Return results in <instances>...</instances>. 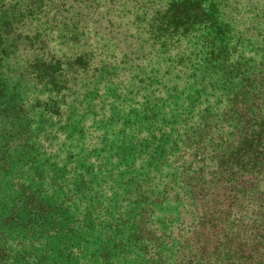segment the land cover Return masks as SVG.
<instances>
[{
	"label": "trees",
	"instance_id": "trees-1",
	"mask_svg": "<svg viewBox=\"0 0 264 264\" xmlns=\"http://www.w3.org/2000/svg\"><path fill=\"white\" fill-rule=\"evenodd\" d=\"M224 2L0 0V264H264V26ZM190 82L196 99L157 120ZM149 89L146 134L64 159L65 133L97 132ZM109 180L132 195L120 215L99 209Z\"/></svg>",
	"mask_w": 264,
	"mask_h": 264
},
{
	"label": "rangeland",
	"instance_id": "rangeland-1",
	"mask_svg": "<svg viewBox=\"0 0 264 264\" xmlns=\"http://www.w3.org/2000/svg\"><path fill=\"white\" fill-rule=\"evenodd\" d=\"M224 4L226 5L227 9H232L236 10V14H235V18H237V20L239 22L243 21L244 19H246V17L251 16L252 14H257L260 19L259 22L264 26V15L262 14V12H264V0H225ZM87 5V2H85L83 4ZM256 8H259L258 10H256ZM252 9H254V11H251ZM256 10V11H255ZM121 24L122 26L120 28H118L117 31H119V33H117V41L116 43L120 44V46L125 45L127 42L124 41L126 34L130 31L133 32L132 26H131V19H119L117 21V25ZM46 25V24H44ZM262 26V27H263ZM106 27V23L102 25V31L106 32L108 31V28ZM115 29V28H114ZM71 35L68 36V38H70ZM66 37H62L59 39V44L58 46H62L64 49L69 48L70 45L69 43H71L72 41H69V39ZM147 39V37H145V40ZM63 43V44H61ZM182 48V47H181ZM183 49V48H182ZM249 51V56L253 55L254 53L257 52H261V50H258L257 48H253V47H249L248 48ZM140 61V60H139ZM101 67V66H100ZM177 72H175L176 74ZM174 74V75H175ZM191 82L190 83H185L184 86L179 87V90L176 91V94H181V92L183 91L184 87H186L187 89H191L188 90L187 93H185V95H181L179 97L174 96L171 97L169 94L165 95V98L162 100L163 103H166V105L168 106L167 109H165V111L163 113H158L157 115V120H161V118L163 117V115H167V113H170V109H173L175 105H178L179 108L182 106H185V104H189L192 100H195L196 97H194V93L195 90L192 88L191 86ZM154 86L151 87V89L156 88L157 84H153ZM98 87L102 90L99 91V100L103 101L105 100L106 102H111L112 100H115L114 98L111 99L107 97V95L103 92H105V83L103 84H99ZM108 87H112L110 85H108ZM149 89L146 92H143L141 94L138 95H134V93L132 95H130V97H132V101L128 100V101H123V100H117V105L120 109V111L118 113H115V117H113L111 120H108V118L103 117V119H105V123L102 124L103 127L98 130L97 132L94 131L93 127H89L87 130V133H81L83 134V136L78 135V134H74L70 137H66L67 133H65L62 137V141L65 143L64 149H65V153H64V159L67 156H71L74 163H81L83 162L87 156L90 155H94L96 157L97 154H99L100 150L107 146L108 148L110 147H117L119 145L118 141L124 136V135H128V134H134L137 130H143V133L146 134L147 130L149 129L148 126L149 124H151V120H148V116L150 114L147 115L148 112L146 111H142V104H146L149 102V100L151 101H158L159 97L154 100L155 96H148L147 93H149V91L151 90ZM126 92L128 90L124 89ZM188 93H191V95L193 96V98H191V100H187L188 98ZM172 94V93H171ZM135 97V98H134ZM202 99H199L195 102V104L201 106V102ZM154 103V102H153ZM152 103H149V105ZM139 111V112H143L141 116H139V119H136L135 116V112ZM113 115V114H112ZM144 120V121H141ZM141 123H144L143 126H140ZM159 123V122H158ZM107 124V126H106ZM125 124V126H124ZM159 125V124H158ZM125 127L126 129V133H121L120 129L122 127ZM132 131H134V133H132ZM230 129L228 127H224V129H222L220 131V133H214L213 137H215L216 142H218V139H220L218 136L223 135V139L226 140L227 138V133H229ZM151 134V133H150ZM117 149V148H116ZM111 153V152H109ZM108 152H105L104 155L109 154ZM188 157V155L186 156ZM185 158H182L178 163H176L174 165L173 168H175V171L177 173V175L179 176L181 172L184 171V174L186 173L185 170L182 168L183 167V163L184 161H186ZM200 160V159H199ZM91 161H94L93 158H91ZM139 163V162H138ZM197 165H199L200 167L203 166L202 162H199ZM96 170L93 172V174H99V178H104L105 175V171L104 170H100L97 166V164L95 165ZM198 167V166H197ZM18 172V170H17ZM203 172V176L204 177H208V175L210 174V168H209V163L207 162L206 166L202 169ZM165 173V172H164ZM182 173L183 177L184 175ZM107 176V175H105ZM91 178H93V176H90ZM130 177V176H129ZM103 187L105 188L104 192L106 193V198L105 201L102 205H100L98 208L101 209L102 211H104L107 206H111L112 208L116 207L119 208L120 206H122L121 210H119L116 214L120 215V211H124V210H129V208L131 207L130 204L133 205L132 201H131V197H126L127 193L125 191L119 190V184L117 182H113V181H108L107 183L103 184ZM101 189V188H100ZM118 192L120 193V199H119V203L118 205H116V202L114 201H110L113 199L114 193ZM10 194V193H9ZM180 195L181 198H183V200L187 201V199L189 198L188 195V189L186 186H184L183 184L181 185V189H180ZM187 195V196H186ZM126 197V198H124ZM123 199V200H121ZM186 204V203H185ZM136 207V206H135ZM189 208V205H186L185 209L183 210V214L187 215L188 212H186ZM185 219L187 221H189L191 218L185 217ZM178 231L175 232L174 236H177Z\"/></svg>",
	"mask_w": 264,
	"mask_h": 264
}]
</instances>
